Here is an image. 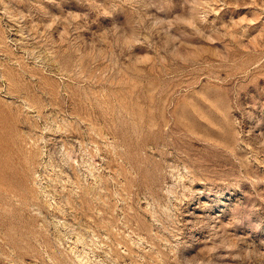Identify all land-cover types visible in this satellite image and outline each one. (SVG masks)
Returning a JSON list of instances; mask_svg holds the SVG:
<instances>
[{
  "label": "rangeland",
  "instance_id": "1",
  "mask_svg": "<svg viewBox=\"0 0 264 264\" xmlns=\"http://www.w3.org/2000/svg\"><path fill=\"white\" fill-rule=\"evenodd\" d=\"M0 264H264V0H0Z\"/></svg>",
  "mask_w": 264,
  "mask_h": 264
}]
</instances>
